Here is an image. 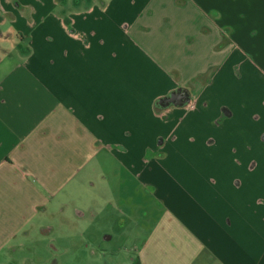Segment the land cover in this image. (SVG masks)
Segmentation results:
<instances>
[{
    "label": "crops",
    "instance_id": "crops-1",
    "mask_svg": "<svg viewBox=\"0 0 264 264\" xmlns=\"http://www.w3.org/2000/svg\"><path fill=\"white\" fill-rule=\"evenodd\" d=\"M55 214L115 264H264V0H0V251Z\"/></svg>",
    "mask_w": 264,
    "mask_h": 264
},
{
    "label": "rangeland",
    "instance_id": "rangeland-1",
    "mask_svg": "<svg viewBox=\"0 0 264 264\" xmlns=\"http://www.w3.org/2000/svg\"><path fill=\"white\" fill-rule=\"evenodd\" d=\"M93 2L100 3L101 0H93ZM101 178V173L98 172L97 179L92 181L96 182ZM97 188L98 185L95 187L87 183L85 187L79 189L77 195L81 199L89 198L97 192ZM83 195L87 196L83 197ZM135 195H138L137 192ZM58 205L56 204V207L60 209ZM107 211L110 214V211ZM115 212L117 213L116 210L111 209L112 214ZM54 217L48 215L40 217L36 229L20 238L22 246L1 250L0 264H54L56 261H59V264H115V258L124 257V254L117 257L116 252H111L110 246L115 243L101 241L105 237L106 229L109 232L115 231L116 220H114L115 224H111L112 220L108 223L104 218L70 219L66 222L57 214ZM52 224L57 225L55 229L48 228ZM53 241L65 250L56 251L57 247L54 246ZM100 242L103 245H99Z\"/></svg>",
    "mask_w": 264,
    "mask_h": 264
},
{
    "label": "water",
    "instance_id": "water-1",
    "mask_svg": "<svg viewBox=\"0 0 264 264\" xmlns=\"http://www.w3.org/2000/svg\"><path fill=\"white\" fill-rule=\"evenodd\" d=\"M189 101L188 93L183 90H175L171 92L168 96L162 97L159 99V104L161 106H168L171 103L183 106L186 102Z\"/></svg>",
    "mask_w": 264,
    "mask_h": 264
}]
</instances>
